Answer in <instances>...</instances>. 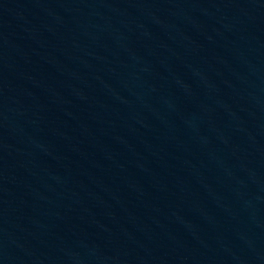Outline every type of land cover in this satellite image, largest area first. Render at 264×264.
<instances>
[{
    "label": "water",
    "instance_id": "water-1",
    "mask_svg": "<svg viewBox=\"0 0 264 264\" xmlns=\"http://www.w3.org/2000/svg\"><path fill=\"white\" fill-rule=\"evenodd\" d=\"M0 264H264V0H0Z\"/></svg>",
    "mask_w": 264,
    "mask_h": 264
}]
</instances>
